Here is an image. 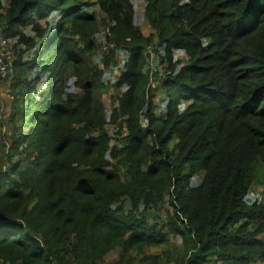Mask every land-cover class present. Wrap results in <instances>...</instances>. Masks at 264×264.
<instances>
[{"label": "trees", "instance_id": "trees-1", "mask_svg": "<svg viewBox=\"0 0 264 264\" xmlns=\"http://www.w3.org/2000/svg\"><path fill=\"white\" fill-rule=\"evenodd\" d=\"M140 1L0 0V264L264 259V0Z\"/></svg>", "mask_w": 264, "mask_h": 264}, {"label": "rangeland", "instance_id": "rangeland-1", "mask_svg": "<svg viewBox=\"0 0 264 264\" xmlns=\"http://www.w3.org/2000/svg\"><path fill=\"white\" fill-rule=\"evenodd\" d=\"M133 5L135 7V11H136V23L138 24V26L141 28V31L146 35V36H151L155 34V31L152 30L150 28V26L148 25V22L146 21V18L144 16V6L145 3L140 1V0H133ZM149 52V51H148ZM124 57V56H122ZM176 59H187L186 56L184 55V53L182 52H177L176 53ZM122 59V58H121ZM9 84H6L4 81L0 80V116H1V124L3 122L4 117L6 118L5 115V104L7 103L6 100V96H7V88H8ZM162 82L159 81V78L155 79V86L153 89V93H152V101L154 102L155 105V112L158 111H163L165 110V104L167 102V96H165V91L164 89L161 87ZM103 98H104V104L106 106V111H107V116H110L111 113V101H110V94H108L107 92L103 94ZM165 97H166V102H165ZM186 103H184L182 105V108L186 107ZM2 106V108H1ZM2 111V112H1ZM4 128V127H3ZM2 133V131H0V134ZM264 190V187L262 186H258L255 187L250 193H249V200L253 201H263L264 195L262 194ZM258 240L263 241L264 242V235H260L257 237ZM172 244L177 243L178 246L181 245V239H175L172 238L171 240ZM117 255L114 253H110L106 258V264H111L113 262H115L117 260ZM251 264H264V259L263 260H257V259H253L251 261Z\"/></svg>", "mask_w": 264, "mask_h": 264}, {"label": "built area", "instance_id": "built-area-1", "mask_svg": "<svg viewBox=\"0 0 264 264\" xmlns=\"http://www.w3.org/2000/svg\"><path fill=\"white\" fill-rule=\"evenodd\" d=\"M114 46H102V51H107L109 48ZM12 51L9 43L4 39L3 34L0 32V79L3 81H11L13 79V59ZM12 98V97H8ZM1 122V116H0ZM5 131V129H3ZM3 131V132H4Z\"/></svg>", "mask_w": 264, "mask_h": 264}, {"label": "clouds", "instance_id": "clouds-1", "mask_svg": "<svg viewBox=\"0 0 264 264\" xmlns=\"http://www.w3.org/2000/svg\"><path fill=\"white\" fill-rule=\"evenodd\" d=\"M3 81V80H2ZM12 81V80H11ZM5 82H7V81H5ZM10 82V81H9ZM8 83V82H7ZM7 98L9 97V94H8V92H7V96H6ZM5 132V131H4Z\"/></svg>", "mask_w": 264, "mask_h": 264}]
</instances>
